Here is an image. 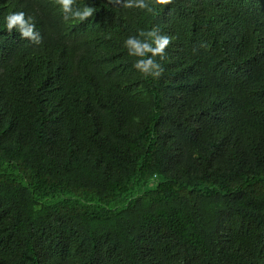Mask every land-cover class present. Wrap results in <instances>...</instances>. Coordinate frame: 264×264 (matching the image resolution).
<instances>
[{"label":"trees","instance_id":"obj_1","mask_svg":"<svg viewBox=\"0 0 264 264\" xmlns=\"http://www.w3.org/2000/svg\"><path fill=\"white\" fill-rule=\"evenodd\" d=\"M84 7L0 0V264H264V0Z\"/></svg>","mask_w":264,"mask_h":264},{"label":"clouds","instance_id":"obj_2","mask_svg":"<svg viewBox=\"0 0 264 264\" xmlns=\"http://www.w3.org/2000/svg\"><path fill=\"white\" fill-rule=\"evenodd\" d=\"M74 0H57L65 15L64 19L67 20H80L93 15V8L84 7L83 9L73 10L71 5ZM115 5H119L124 9H141L146 13H153L156 5H164L169 0H111ZM25 14L23 12H13L5 17L6 28L11 31L14 26L18 27L21 37L29 38L35 43L40 42V35L34 31V24L30 23L31 17L25 21ZM143 38V39H141ZM170 38L166 35H160L155 28L150 31H140L138 36H129L124 45L128 49L130 56L139 57L133 67L145 76L158 78L163 69L161 65L153 58L160 56L163 58L164 50L169 45ZM151 54V55H149Z\"/></svg>","mask_w":264,"mask_h":264}]
</instances>
